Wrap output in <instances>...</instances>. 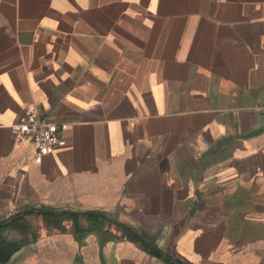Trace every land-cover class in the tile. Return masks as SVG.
I'll return each instance as SVG.
<instances>
[{"label":"crops","instance_id":"obj_1","mask_svg":"<svg viewBox=\"0 0 264 264\" xmlns=\"http://www.w3.org/2000/svg\"><path fill=\"white\" fill-rule=\"evenodd\" d=\"M32 109L64 141L38 159ZM39 208L153 252L25 216L0 264H264V0H0V222Z\"/></svg>","mask_w":264,"mask_h":264},{"label":"trees","instance_id":"obj_2","mask_svg":"<svg viewBox=\"0 0 264 264\" xmlns=\"http://www.w3.org/2000/svg\"><path fill=\"white\" fill-rule=\"evenodd\" d=\"M25 216L42 217L45 226L49 231L52 228H57L60 231L65 232L67 229L64 227L63 223L65 221H72L74 229L73 234L78 241H81L90 234L104 233L114 236L109 228L111 226H116L118 229L123 231L124 236L138 242L144 250L153 252L151 243L146 241V239H143V237H141L134 229L118 222L110 213L104 211H59L48 208H39L29 209L23 213L15 215L7 221L0 222V229L11 227L17 229L22 234V240L20 243L7 245L4 253L6 262L10 259L14 260L22 251H24L31 241H36L39 238V235L33 226L25 221ZM81 220H86L88 222V226H83L81 224ZM106 226H109V228L106 229ZM1 251H3V248ZM2 253L3 252L0 254ZM155 254L161 256L159 253Z\"/></svg>","mask_w":264,"mask_h":264},{"label":"built area","instance_id":"obj_3","mask_svg":"<svg viewBox=\"0 0 264 264\" xmlns=\"http://www.w3.org/2000/svg\"><path fill=\"white\" fill-rule=\"evenodd\" d=\"M14 131L18 140L32 139L37 159L64 144L57 126L43 119L39 109L30 110L27 118Z\"/></svg>","mask_w":264,"mask_h":264},{"label":"rangeland","instance_id":"obj_4","mask_svg":"<svg viewBox=\"0 0 264 264\" xmlns=\"http://www.w3.org/2000/svg\"><path fill=\"white\" fill-rule=\"evenodd\" d=\"M33 223H34V221H33ZM34 225H35V226H39L37 222H35ZM34 229H35V231H36V228H34ZM36 232H37V231H36Z\"/></svg>","mask_w":264,"mask_h":264}]
</instances>
